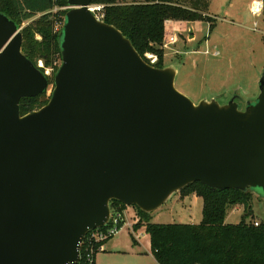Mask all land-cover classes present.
Segmentation results:
<instances>
[{"label": "water", "instance_id": "1", "mask_svg": "<svg viewBox=\"0 0 264 264\" xmlns=\"http://www.w3.org/2000/svg\"><path fill=\"white\" fill-rule=\"evenodd\" d=\"M68 4L50 100L25 115L49 77L0 12V264L77 263L113 200L152 214L194 182L264 194V74L244 110L195 103L92 0Z\"/></svg>", "mask_w": 264, "mask_h": 264}, {"label": "trees", "instance_id": "2", "mask_svg": "<svg viewBox=\"0 0 264 264\" xmlns=\"http://www.w3.org/2000/svg\"><path fill=\"white\" fill-rule=\"evenodd\" d=\"M210 1L92 0V3L105 5L103 20L128 37L144 59L148 61L146 53H155L159 58L156 66L164 67L167 22L213 21L209 19ZM68 5V0H0V12L19 27L31 21L22 30V51L37 67L39 59L46 65L56 59L62 61L60 34L63 27L59 31L55 27L64 21L68 10H52ZM213 27L214 22H211ZM47 92L22 98L21 115L46 105L50 100ZM180 194L182 197L195 194L203 199V219L199 224L154 223L152 214L135 207L139 222L134 229L146 228L159 264H264V222L258 226L253 224L251 189H216L194 182ZM237 206L244 207L241 221L228 223L229 209ZM126 208L117 200L111 202L113 214L122 213ZM131 237L136 243L132 233Z\"/></svg>", "mask_w": 264, "mask_h": 264}, {"label": "rangeland", "instance_id": "3", "mask_svg": "<svg viewBox=\"0 0 264 264\" xmlns=\"http://www.w3.org/2000/svg\"><path fill=\"white\" fill-rule=\"evenodd\" d=\"M253 1L256 0H211L209 15L212 18L209 19L213 21H171L167 24L169 35L176 33L178 41L165 49V66L177 69L175 87L195 103L215 98L221 104H226L236 97L238 107L244 110L258 97L259 83L264 74V10L260 16L252 15L250 7ZM257 1L264 4V0ZM101 5L105 8L104 4ZM30 22H24L21 29ZM211 22H214L213 28ZM37 38L41 37L38 35ZM40 62L45 66L42 69L49 72L47 93L51 95L56 69L61 61L56 59L52 64L46 65L44 60L39 59L38 67ZM251 204L253 220L264 222V194L255 192ZM132 209L137 211L135 207ZM243 210L241 207L230 208L227 222H240ZM202 219L203 199L195 194L182 197L180 192L174 193L160 209L152 213L154 223L199 224ZM145 229L143 226L135 230L144 232V236L139 239V249L143 251L149 244ZM129 232V228L124 227L123 231L106 241L109 247L113 241L123 239L119 246L125 248H121L125 251L121 253L125 254L117 256L108 252V262L104 264H150L148 258L139 263L126 254L130 248L127 247L128 241L131 242L132 239ZM110 248L113 249L111 246Z\"/></svg>", "mask_w": 264, "mask_h": 264}, {"label": "built area", "instance_id": "4", "mask_svg": "<svg viewBox=\"0 0 264 264\" xmlns=\"http://www.w3.org/2000/svg\"><path fill=\"white\" fill-rule=\"evenodd\" d=\"M69 9H70L69 5L64 7L56 6L52 11L56 12L59 10H69ZM104 9H105L104 6L101 4H91L89 6V10L96 16L98 20L104 19ZM250 10L252 15L260 16L264 10L263 2L257 0L253 1ZM63 24L64 21L58 22L56 24L55 30L59 31V29L63 27ZM177 41H178V36L176 33H172L171 35L167 33L164 41V49L168 48L172 44L177 43ZM146 57L148 59V62L151 63L152 65H156L159 59L158 56L154 53H146ZM39 67L45 69V66L43 65L42 62H40ZM45 74L48 76L49 72L46 71ZM138 222H139L138 215L137 217L134 218L133 221H126L124 212L122 213L118 212L114 214L113 212H111L110 219L106 225H104L101 228L90 230L85 235V237L80 243L79 261L75 264H95L97 254L103 250L106 241L119 234L124 227H128L131 230L134 237L140 239L141 236H144V232L135 231L134 227ZM261 223L262 221L259 219L253 220V224L255 226H258Z\"/></svg>", "mask_w": 264, "mask_h": 264}, {"label": "crops", "instance_id": "5", "mask_svg": "<svg viewBox=\"0 0 264 264\" xmlns=\"http://www.w3.org/2000/svg\"><path fill=\"white\" fill-rule=\"evenodd\" d=\"M171 22L168 21L167 24ZM173 22V21H172ZM174 23H182V21H174ZM167 33H168V26H167ZM194 37H192L193 39ZM197 52V51H196ZM239 207V206H237ZM236 208V207H235ZM242 209H244V207H241ZM244 211V210H243ZM125 214V220L126 221H133L135 217H137L136 211H134V209H132V207H127L124 211ZM227 221V220H226ZM124 229V228H123ZM122 229V231H123ZM130 230V229H129ZM146 231V229H145ZM142 232V231H141ZM132 233L131 230L128 234ZM147 233V232H146ZM147 237L149 239V244H148V248L145 249V251L139 249L141 246V239L139 240L138 238L136 239V243L133 242V240L131 239V242L128 241V246H130L129 251L126 252V254H129L130 256H132L133 258H135L136 260H138L139 263L142 262L143 259L148 258L150 264H159L155 258V256L153 255V252L151 250V243H150V236L147 233ZM132 238V237H131ZM123 242V239H118L117 241H113L110 246L113 248L111 250L110 246L108 247L106 244H108L107 242L104 244V248L102 251H100L97 255V260L95 262V264H104L106 262H108V257H107V253L108 252H113V254L115 253L117 256H120V254H125V253H121V252H125L123 249H125L122 246H119L121 243ZM131 244V245H130ZM110 248V249H109ZM123 248V249H121ZM106 252V253H105ZM102 253H104L103 255H101ZM115 258H113L114 260ZM100 262V263H99Z\"/></svg>", "mask_w": 264, "mask_h": 264}]
</instances>
